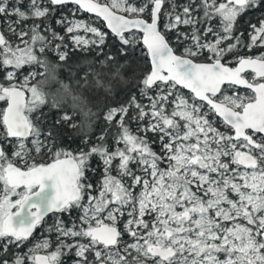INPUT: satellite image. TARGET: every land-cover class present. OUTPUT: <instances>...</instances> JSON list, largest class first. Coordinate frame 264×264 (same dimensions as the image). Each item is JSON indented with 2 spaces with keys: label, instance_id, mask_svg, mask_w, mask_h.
Wrapping results in <instances>:
<instances>
[{
  "label": "snow or ice",
  "instance_id": "1",
  "mask_svg": "<svg viewBox=\"0 0 264 264\" xmlns=\"http://www.w3.org/2000/svg\"><path fill=\"white\" fill-rule=\"evenodd\" d=\"M253 48L264 0H0V264H264Z\"/></svg>",
  "mask_w": 264,
  "mask_h": 264
},
{
  "label": "trees",
  "instance_id": "2",
  "mask_svg": "<svg viewBox=\"0 0 264 264\" xmlns=\"http://www.w3.org/2000/svg\"><path fill=\"white\" fill-rule=\"evenodd\" d=\"M66 10V8L65 9H63L62 11H65ZM82 13L83 14H86V12H83L82 11ZM59 14V13H58ZM57 14V15H58ZM252 19H254L255 21H256V19H257V17L256 16H254V17H252ZM98 23H99V25H102V27L106 30V32H109V30L106 28V26L103 24V22H102V20H98ZM57 28H58V30H59V27L57 26ZM247 27H244L243 28V32L245 33V35H244V37H243V39L244 40H247L248 39V33H247ZM107 44H108V47L107 48H105V51H110V50H112V37H111V34H110V32H109V38H108V41H107ZM242 51H244L245 53H248V54H259L260 52H264V48H253L252 49V51H251V53H249L248 52V50L247 49H242ZM80 55H82L81 53H75V54H73V59H75L77 56H80ZM92 55H95V53L93 52L92 53ZM137 55H139V50H137ZM55 59V58H54ZM139 65L140 66H143V61H140L139 62ZM5 75V73L3 72V71H0V80H1V82H3V76ZM43 111L45 112V113H48V109H47V107H45L44 109H43ZM49 115V118L50 119H55L56 118V115H57V113L55 112V111H53L52 113H49L48 114ZM100 126H103V121L101 120L100 122ZM133 129H134V124L131 126ZM99 127L97 128V132H99ZM65 143H67V144H71V146L74 148V147H76V144L78 143V141L77 142H73V141H70V140H66L65 141ZM154 145V144H153ZM154 147V146H153ZM8 151H9V153L11 152V148H9L8 149ZM91 164H92V166L96 169V172H95V174H93V173H89V176H90V178H91V180H92V182L93 183H95L97 180H99L100 179V174H101V172H100V170H101V167H102V164H101V162L99 161V159L98 158H93L92 159V161H91ZM74 218L75 217H77L78 215H79V210H73V212H72V214H71ZM36 231H37V229H36Z\"/></svg>",
  "mask_w": 264,
  "mask_h": 264
},
{
  "label": "flooded vegetation",
  "instance_id": "3",
  "mask_svg": "<svg viewBox=\"0 0 264 264\" xmlns=\"http://www.w3.org/2000/svg\"><path fill=\"white\" fill-rule=\"evenodd\" d=\"M254 16L258 17L259 13L258 12H249L248 14L243 15L242 17H240L239 18V22H238V32H243V28L244 27L248 28V22L249 21H251L252 23H255L256 21L254 19H252V17H254ZM161 23L163 24V21ZM182 30H184V29H182ZM168 35H169V39L173 41V46L176 47L177 51L179 52L182 49V45L181 46H177L175 44L174 33H169ZM245 41H247V40H245ZM241 54L245 55V54H248V53H245L244 51L241 50ZM248 55H257V54H253L252 53V54H248ZM226 59H230V57L226 58ZM2 80H4V76H3ZM0 82H1V80H0ZM55 216H56V214L48 213V215L45 216L44 221L34 229L33 234H32L31 237H29L28 241H26L24 243V245H22L21 248L16 250V251L20 252V253L27 252L29 250L33 240L36 239L35 237H38V236H40V235H42L44 233L43 232V228L45 227L46 223L48 222L47 220H53ZM72 218H74L72 215H71V217H69L66 214L63 215V219L64 220H69V219H72ZM36 229H37V231H36ZM51 250L52 249H48L47 251H51ZM41 253H43V252H41ZM64 264H71V258L70 257H65L64 258Z\"/></svg>",
  "mask_w": 264,
  "mask_h": 264
},
{
  "label": "rangeland",
  "instance_id": "4",
  "mask_svg": "<svg viewBox=\"0 0 264 264\" xmlns=\"http://www.w3.org/2000/svg\"><path fill=\"white\" fill-rule=\"evenodd\" d=\"M74 6L73 5H68L67 6V8H66V10L65 11H63L64 13H68V11H69V9H71V8H73ZM78 17L80 18V19H84V20H88V21H95V24H96V26H98V27H100L103 31H105L106 32V30L102 27V25H99V23H98V20H96L95 19V17L93 16V14H88V13H86V14H83L82 13V11L80 12V13H78ZM50 55V57H51V54H49ZM52 59H54V57H51ZM22 71L24 72V73H27L28 71H29V68L27 67V66H25L23 69H22ZM186 95H190L189 93H188V90H182ZM242 93H244V92H246L247 90L246 89H241L240 90ZM135 124H134V129H135ZM149 135H151V134H149ZM154 147V149L158 152L159 150H160V147H159V143H156V144H154L153 145ZM113 175H115V173H113ZM55 219H56V216L54 217V219L53 220H47L48 222L46 223V225H45V227L43 228V234L42 235H40V236H38V237H35L36 239L35 240H33V244L31 243V246H30V248H32L36 243H38L39 241H41L42 239H44L45 237H49V236H51L52 234H50L48 231H47V229H48V227L50 226V225H52L53 223H54V221H55ZM126 219V218H125ZM70 220V219H69ZM65 221H68V220H65ZM52 238H54V236L52 237ZM126 239H127V237H126Z\"/></svg>",
  "mask_w": 264,
  "mask_h": 264
},
{
  "label": "water",
  "instance_id": "5",
  "mask_svg": "<svg viewBox=\"0 0 264 264\" xmlns=\"http://www.w3.org/2000/svg\"><path fill=\"white\" fill-rule=\"evenodd\" d=\"M87 13V12H86ZM89 14V13H88ZM103 22V21H102ZM103 24L105 25V23L103 22ZM106 26V25H105ZM107 28V27H106ZM109 30V29H108ZM109 32H110V30H109ZM41 254H43V253H41Z\"/></svg>",
  "mask_w": 264,
  "mask_h": 264
}]
</instances>
